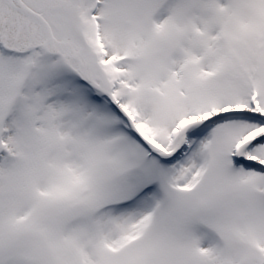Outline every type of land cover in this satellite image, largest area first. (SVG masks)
I'll use <instances>...</instances> for the list:
<instances>
[{
	"label": "rangeland",
	"instance_id": "obj_1",
	"mask_svg": "<svg viewBox=\"0 0 264 264\" xmlns=\"http://www.w3.org/2000/svg\"><path fill=\"white\" fill-rule=\"evenodd\" d=\"M21 1L79 49L69 0ZM78 16L112 96L162 155L57 60L0 44L1 193L15 198L0 264H45L32 235L48 264H264V174L231 157L264 125L225 117L264 114V0H79ZM241 158L264 164V143Z\"/></svg>",
	"mask_w": 264,
	"mask_h": 264
},
{
	"label": "bare ground",
	"instance_id": "obj_2",
	"mask_svg": "<svg viewBox=\"0 0 264 264\" xmlns=\"http://www.w3.org/2000/svg\"><path fill=\"white\" fill-rule=\"evenodd\" d=\"M14 1L0 0V44L8 48L17 44L21 50L31 51L34 46L44 44L46 38L45 29L42 28L43 25L38 18L18 12L11 4ZM71 1L69 0L70 7ZM161 15L163 14L161 13ZM72 27L76 35L82 32L79 20L73 21ZM47 47H52L56 53L62 55L64 62L61 66L68 71H75L91 89L102 88L111 93L105 73L103 70L100 74L96 72L91 57L83 49L74 50L67 43L58 41L55 38H53L51 43H47ZM109 60L111 59L109 58ZM116 61L120 62L121 58H118ZM262 132H264V128L255 131L253 137ZM181 142H184L183 139ZM182 143L179 144L180 146H178L176 151L177 156L181 154ZM206 147L207 142L203 139L193 154H201ZM154 151L159 152L157 148ZM186 157L187 154L182 156V158ZM10 182L9 175L6 173V165L0 161V225L4 224L8 218L9 207L12 206L15 200L11 193H1L2 188L5 186L10 189L12 188L9 185Z\"/></svg>",
	"mask_w": 264,
	"mask_h": 264
},
{
	"label": "water",
	"instance_id": "obj_3",
	"mask_svg": "<svg viewBox=\"0 0 264 264\" xmlns=\"http://www.w3.org/2000/svg\"><path fill=\"white\" fill-rule=\"evenodd\" d=\"M77 1L78 0H73V7H72V11L70 13V16H69V25H70V30L73 34V36L76 38L77 42L83 46L86 50L87 53H89L92 58H93V62H94V66H95V69L97 71H99V67L97 65V62H96V58L94 56V54L91 52L90 48L88 47V45L86 44L85 42V39L82 35H79L78 37L75 36V33L73 31V21L75 20L76 16H77ZM13 7L20 13H23V14H26V15H29V16H32L34 18H38L41 22V24L43 25L44 29H45V34H46V38H45V43L41 46H36L34 49H37V50H40V51H43L45 52L46 54L50 55V56H54V57H57L58 59L60 60H63V57L59 54H57L52 47H50V50H47V42L48 43H51L53 38H52V33H51V29L49 27V25L47 24V22L37 13L35 12H32L30 10H28L27 8H25L21 2L19 0H16V3H12ZM100 92H103L102 90H100ZM107 98V100L111 103V106L112 108L120 115L122 116L126 122L129 124V126L131 127L132 129V132L134 133L136 139L141 142L146 148H149L151 150H155V148L150 144L148 143L147 141H145L140 135L139 133L135 130L131 120L127 117V115L123 112L122 109L119 108V106L117 105V103L112 99V97L103 92ZM245 115H254L256 116L260 123L264 124V116L262 114H257L255 112H247V111H239V112H230V113H227L225 115V117H228L229 119H232V118H243ZM214 121V120H213ZM185 132V130H184ZM264 142V135H262L260 138H258L257 140H253V141H248L246 143H244L241 148L239 149L238 153L245 147H252L254 145H257V144H260V143H263ZM236 164H241L245 169H250V168H253L254 170L256 171H260V172H264V166L258 164V163H252V162H249L245 159H240L238 157V155L234 158ZM49 218V215H44L43 216V220H46ZM34 239L36 240V242H38L40 244V241L38 238L34 237ZM39 254L41 256V259L43 262L45 263H48V256H47V253L44 249V247L40 244V251H39Z\"/></svg>",
	"mask_w": 264,
	"mask_h": 264
}]
</instances>
